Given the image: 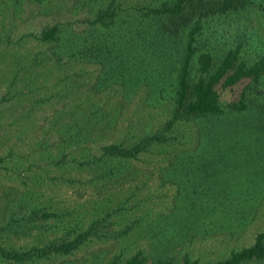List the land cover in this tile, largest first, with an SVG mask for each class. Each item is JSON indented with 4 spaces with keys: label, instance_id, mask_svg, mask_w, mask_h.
<instances>
[{
    "label": "rangeland",
    "instance_id": "374dc122",
    "mask_svg": "<svg viewBox=\"0 0 264 264\" xmlns=\"http://www.w3.org/2000/svg\"><path fill=\"white\" fill-rule=\"evenodd\" d=\"M176 1L0 0V111L5 113L0 137L7 134L5 142H14L9 148L0 140V229L8 245L20 249L71 237L98 222L95 235L73 254L34 264H108L115 256L123 263L139 251L145 264L165 259L179 264L186 256L208 264L251 245L264 231V75L220 87L222 115L177 128L189 148L192 131L206 125V167L179 169L175 162L201 159L147 153L130 164L112 163L111 172L91 171L74 142L63 150L31 142V129L38 136L63 108L100 116V131L109 122L90 146L94 153L103 143L155 131L171 113L197 17L176 27L169 16L148 9ZM102 14L108 25L95 22ZM202 24L192 79L200 74L197 58L204 51L219 60L240 47L249 64L264 58V0L209 13ZM53 25L59 26L58 38L43 40V31ZM243 93L247 107L233 109ZM23 111L34 119L31 128L17 119ZM82 131L78 127L65 137L81 140ZM60 134L48 137L57 142ZM126 165L139 172L130 176ZM22 198L24 208L17 204ZM10 203L18 211L12 218L6 211ZM200 206L206 216H191ZM46 211L55 216L42 217ZM10 224L18 226L14 232L7 231ZM0 264L10 263L0 258Z\"/></svg>",
    "mask_w": 264,
    "mask_h": 264
},
{
    "label": "trees",
    "instance_id": "16d2710c",
    "mask_svg": "<svg viewBox=\"0 0 264 264\" xmlns=\"http://www.w3.org/2000/svg\"><path fill=\"white\" fill-rule=\"evenodd\" d=\"M249 4V0H177L173 5H166L164 7H151L148 9V14L166 15L169 16L172 24L179 27L180 24H188L195 16V22L188 32V38L186 42V49L181 61L179 74L177 77L176 94L174 96L172 110L167 119H165L160 126L153 132L139 136L132 141L124 140L103 143L99 148V153L92 151L91 144L96 140L102 138V131L109 125V122H105L106 126L103 130L97 129L96 126L103 122L101 117L92 118L96 116L95 113H72L69 114L66 108L58 111L57 115L50 118L48 124L41 128V132L38 136V131L35 129L31 142H36L35 145L44 146V148L51 146H58L61 150L65 149L63 145L69 143L77 145L83 151L80 156L83 159L81 163L84 167H88L92 170H104L111 172L116 162H126L130 164L133 159H138L144 154L163 155V158L173 156H188L192 159L198 158L197 162H180L177 164L179 169L188 167L190 170L200 164L202 167H206V125H202L199 130H194L191 140L187 143L190 147L185 148V143L176 134L177 128L186 123H191L196 118H206L210 115H222L225 110L221 104L220 87L231 88L239 83L250 81H258L264 75V58L249 64L246 60L241 58L240 47H234L229 49L219 60H216L215 56L210 51H204L199 54L197 62L199 64V76L192 79V67L197 54V38L198 34L203 28V17L209 13H225L230 11H238L243 9ZM107 14H102L95 22H101L104 25H108L106 20ZM59 26L53 25L45 29L42 33V39L46 41L56 40L58 38ZM49 58L52 59V56ZM33 70V68H32ZM248 85V84H247ZM245 86V88L247 87ZM231 107L235 110H244L247 107L245 102V94L243 93L241 99L236 103H232ZM0 114H4L0 111ZM117 117L115 113L113 119ZM19 123H25L28 128H31L34 123V119L31 117V113L21 112L17 115ZM95 124V130L92 124ZM33 122V123H32ZM112 122V119H111ZM20 125V124H19ZM81 127L82 138L68 139L65 135H68L74 129ZM53 131L61 133V139L57 142L51 140L48 136ZM0 137L2 142H5L4 138ZM35 136L37 139L35 140ZM11 140V138H9ZM9 148L14 146V142H5ZM10 145V146H9ZM84 146V147H82ZM63 147V149H62ZM68 147V146H66ZM1 160L4 157H0ZM173 164V163H172ZM127 166V165H126ZM120 169V165H117ZM133 166H127V171L130 172V176L139 172L138 169L133 170ZM175 168V165H174ZM195 170V169H194ZM31 191L30 189H28ZM206 196V195H205ZM206 201V198L204 197ZM23 202L27 203L22 198L17 204L21 208H24ZM17 204H9L6 206L8 210V216L10 218L17 215ZM40 209H33L34 215L40 217ZM204 214V215H200ZM190 215L206 216V207L200 206V210L197 213ZM42 217H52L55 213L42 212ZM19 220V219H18ZM25 226V224H23ZM98 222L92 223L88 228L78 231L71 237H62L47 242L43 245L34 244L29 247L15 248L9 244V240L5 239L3 229H0V258L9 262L10 264H34L43 259H51L56 256H67L73 254L83 245H85L95 235ZM16 226L8 225L7 231L14 232ZM11 232V233H12ZM251 261H264V231L259 232L255 238V241L249 245L242 247L238 250H234L229 256L210 262L208 264H246ZM146 257L143 256L141 251L133 254L123 263L120 261L119 256L113 257L108 264H145ZM156 264H176L172 259L159 260ZM179 264H200V261L186 256L184 260Z\"/></svg>",
    "mask_w": 264,
    "mask_h": 264
}]
</instances>
